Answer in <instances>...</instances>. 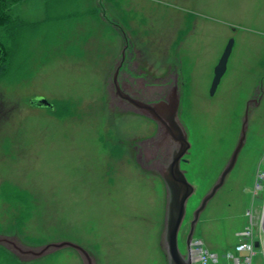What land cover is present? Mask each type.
I'll list each match as a JSON object with an SVG mask.
<instances>
[{"label":"rangeland","instance_id":"374dc122","mask_svg":"<svg viewBox=\"0 0 264 264\" xmlns=\"http://www.w3.org/2000/svg\"><path fill=\"white\" fill-rule=\"evenodd\" d=\"M4 9L0 236L32 248L70 240L96 264H168L167 189L141 152L157 123L113 103L109 89L127 47L122 70L133 77L178 78L192 144L181 166L196 186L179 233L184 254L193 212L229 161L252 100L246 143L193 238L228 264L248 211L258 223L264 213V0H5ZM40 95L54 108L34 105ZM0 264L84 262L73 247L30 257L0 242ZM253 264H264L263 248Z\"/></svg>","mask_w":264,"mask_h":264},{"label":"water","instance_id":"95a60500","mask_svg":"<svg viewBox=\"0 0 264 264\" xmlns=\"http://www.w3.org/2000/svg\"><path fill=\"white\" fill-rule=\"evenodd\" d=\"M234 43V38H230L219 59V62L214 68V77L210 89L211 94L215 93L223 75L227 70L228 60L232 53ZM119 69L120 65L116 68L114 80H117ZM134 101L142 113L164 125L166 129L165 134L171 138L175 144L169 161L159 170L167 189L163 246L166 251L168 264H193L190 253L186 256L182 252L179 244V233L187 214L188 202L190 197L196 191V186L188 179L186 171L181 167V161L185 158V154L190 151L192 144L188 137V131L185 129L184 125H182L179 115L180 93L177 89H175L173 93L168 96L167 100L154 101L152 103L136 99H134ZM251 102L252 100L247 104L242 121L240 137L229 158V161L225 165L217 181L204 195L199 206L193 212L191 227L186 239L188 252L191 250V242L194 238V232L201 213L207 207L209 201L224 185L227 176L235 167L239 154L246 143ZM32 103L37 106H48L50 108H54V103L42 95L32 99ZM262 226L264 229V213ZM0 242L11 244L15 248H18L22 253L28 254L30 257H41L63 247H73L80 253L84 264H96L94 257L88 249L70 240L54 241L34 248L22 246L16 240L7 236H0ZM259 244L260 243L257 242V245Z\"/></svg>","mask_w":264,"mask_h":264},{"label":"flooded vegetation","instance_id":"af4514ba","mask_svg":"<svg viewBox=\"0 0 264 264\" xmlns=\"http://www.w3.org/2000/svg\"><path fill=\"white\" fill-rule=\"evenodd\" d=\"M126 56L127 47L124 48L122 58L118 61L120 69L117 80H114L113 78L109 85L113 103H116L123 109L140 111V108L137 106L134 99L152 103L154 101L167 100L168 96H170L175 89L180 93L177 75L174 80L166 78L161 83L146 84V79L142 76L135 78L131 75L129 69L124 68L122 70L125 66ZM134 63L136 65L137 61ZM254 100L255 102L258 101L255 98ZM155 121L158 126V131L153 137H150L143 142L144 151L141 149V152H145L146 154L145 161H149L150 164L148 167L154 168L159 172L160 168L169 161L175 144L173 140L165 134L166 129L164 125L157 120ZM182 125H184L183 122Z\"/></svg>","mask_w":264,"mask_h":264},{"label":"built area","instance_id":"2783aa9c","mask_svg":"<svg viewBox=\"0 0 264 264\" xmlns=\"http://www.w3.org/2000/svg\"><path fill=\"white\" fill-rule=\"evenodd\" d=\"M249 222L247 226L238 232L239 240L235 245L234 251L227 254L228 264H253V257L259 250L264 249V229L262 219L259 223L256 221V214L248 211ZM257 242L260 244L257 245ZM190 253L193 264H223L220 261L218 252L210 251L203 244L201 239H193L190 252L186 251L187 256Z\"/></svg>","mask_w":264,"mask_h":264},{"label":"trees","instance_id":"16d2710c","mask_svg":"<svg viewBox=\"0 0 264 264\" xmlns=\"http://www.w3.org/2000/svg\"><path fill=\"white\" fill-rule=\"evenodd\" d=\"M4 1L0 0V25H4L8 21V14L4 9ZM8 60V50L3 42H0V71L4 68Z\"/></svg>","mask_w":264,"mask_h":264}]
</instances>
